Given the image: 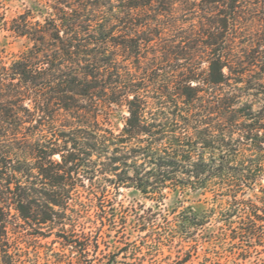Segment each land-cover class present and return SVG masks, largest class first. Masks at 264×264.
<instances>
[{"label": "trees", "instance_id": "obj_1", "mask_svg": "<svg viewBox=\"0 0 264 264\" xmlns=\"http://www.w3.org/2000/svg\"><path fill=\"white\" fill-rule=\"evenodd\" d=\"M179 11L196 19L205 68L186 62L179 42L176 68L138 76ZM251 19L259 30L236 43ZM4 25L29 45L9 62L0 50V264H21L27 236L52 235L74 264H117L115 254L89 258L100 238L85 232L91 209L109 230L135 213L131 227L176 249L171 264H255L264 250V0H51ZM154 99L172 104L171 119ZM120 189L151 206L118 210ZM207 192L227 206L216 216L182 205L180 196Z\"/></svg>", "mask_w": 264, "mask_h": 264}, {"label": "rangeland", "instance_id": "obj_2", "mask_svg": "<svg viewBox=\"0 0 264 264\" xmlns=\"http://www.w3.org/2000/svg\"><path fill=\"white\" fill-rule=\"evenodd\" d=\"M50 1L51 0H0V50L4 61H11L16 55L26 50L29 45L25 38L17 37L7 31L4 22L10 21L13 17L22 13L26 8L43 6ZM175 18L177 19L175 24L166 32V35L162 36V39L158 40L153 47H150L145 52L144 56L146 59L142 61L139 67L140 70L136 73L138 76L145 70L149 72L152 68H155V66H158V68H169L170 70L176 68L177 63H174V61L170 62V52L174 45L179 42L182 45L181 47L184 48L183 52L186 54L184 56L191 59V61L188 60L186 62H190L192 67L201 66V68H205L204 59L206 50L201 39L197 38L194 34V31H196L194 27L196 22L194 15L179 11L175 14ZM259 23L260 22L256 19H251L243 28L242 35H240L239 39L235 40L236 43L246 40V38L242 37L244 34L247 38L252 40L249 34H253L255 31L259 30ZM182 62L183 61H180L179 63L181 64ZM121 66L127 69L131 67L126 61L121 62ZM176 73L178 72H175V74ZM155 87H157V84ZM248 99L249 101L252 100L255 106L259 102L257 98ZM163 101V99L152 100V107H166L161 109L164 112L162 116L171 119L172 117L168 113L172 112L173 106L172 104H162ZM111 122L110 124L115 129L121 126L118 115L111 119ZM262 184L264 185V180ZM112 197L114 199L113 203L115 204V208L118 210L120 208L123 210L124 208L133 207L136 213L139 214L143 213L141 210L142 208L145 209L152 204L144 200L140 194L125 189H120L119 193ZM170 197L171 196L166 200L167 204L172 200H169ZM180 197L184 207L189 205L193 207L197 204H201L204 210H214L215 216L217 215V211L227 207L215 201L213 199V194L210 192L205 193L203 196L190 194ZM80 200L83 202L86 201L84 193H82ZM127 214L133 216L135 213H121L124 221H120L121 217L117 216L113 224L115 228L109 230L107 229L109 223L104 220V225H102L100 219L96 217V210H90L88 215L93 224L88 222L87 219L84 220L85 222L87 221L85 223V232L91 233L92 235L97 233V236H100V238L98 239V249L90 251L89 258H101L103 255L115 254L117 264H171L175 259L176 249H169L161 245L154 247L155 245L151 243V239L148 236L151 235L150 231L139 232L138 229L135 228V225L131 227V221L134 220V218L129 217ZM155 223L160 226L162 221L157 219ZM117 230L119 232H116ZM158 233H161L162 236L168 235H165L166 233L164 232L162 233L160 229ZM155 237L154 235L153 238ZM23 240L25 241H22L19 250V254L21 255L19 262L21 264H74L75 254L71 253L68 249H61L59 242L53 235L46 238L27 236ZM113 246L116 247V249H114ZM256 251L257 254L254 257L255 264H264V250H262L260 246H257Z\"/></svg>", "mask_w": 264, "mask_h": 264}]
</instances>
